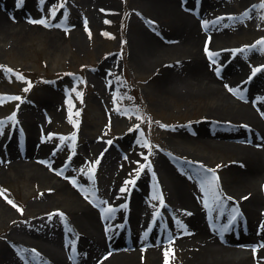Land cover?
Instances as JSON below:
<instances>
[{
	"label": "rangeland",
	"instance_id": "1",
	"mask_svg": "<svg viewBox=\"0 0 264 264\" xmlns=\"http://www.w3.org/2000/svg\"><path fill=\"white\" fill-rule=\"evenodd\" d=\"M150 1L44 0V4H41L40 0H25L18 7L16 0H0V11L8 14L9 18L14 15L18 20L6 32L0 31V65L7 66L0 67V99L3 100L0 103V118L6 117L3 129L0 130V144L6 143L8 134L17 130L13 145L16 151L22 152V144L28 142L30 126L37 123L43 129L41 140L44 145L37 157L44 155L41 162L55 176L47 184L42 179H28L22 173L14 174L11 169L0 170V212H4L3 216L0 214V248L4 245L10 247L5 255L0 252V263L8 256L10 260L19 261L20 264L36 263L29 254L31 248H35L32 247L34 242H16V238L10 234V228L14 224L27 230L33 227L41 229L49 236L46 242L53 237L61 243V225L68 223V220L59 208L62 207L60 198L65 196L71 201L74 197L78 203L102 212L107 204L117 206L122 201L121 198L126 196V189L129 190L132 186V181L144 173L150 175L151 191H132L131 202L141 200L149 205L151 212L161 210L165 220L169 219L170 213L160 199V193L164 192L163 183L156 178L150 166L160 154L171 163L177 160L178 167L188 172L187 177L184 175L187 187H200L206 175L210 176L212 171L216 173L219 189L217 194L221 202L213 200L211 193H207L212 202L207 204L205 201L208 198L204 195L206 198L200 206L203 223L204 215H211L213 224H218L213 225L218 226L214 229L221 231L226 217H230L234 209L238 208L242 215L241 205L238 204L237 207L230 200V192L222 179L223 173L232 169L236 154L231 151L222 152L200 141L183 142L180 136L185 135L178 134L186 132V135H191L193 131H199L203 123L211 130H224L239 126L240 123L208 113L206 105L213 96L203 101L200 97L177 99L162 94L157 85L160 71L158 73L153 68L143 70L133 64L141 63L139 61L142 60L136 56V41L133 40V32L137 26L146 28L157 39V43H182L183 40L178 29L170 25L171 17L157 14ZM184 1L189 6L188 9L184 7ZM184 1L174 0L176 4H182L181 10L189 12L199 21L196 28L203 34L201 55L209 63L216 65L215 69L217 64L221 65L220 73L225 66L229 68L222 77L229 84L223 89L220 87L221 90L233 100L254 108L264 123V99L260 101L255 94H243L255 83H259L257 88H264V69L251 75L253 79L249 85L242 83L253 73L254 68L264 65V45H257V41L264 37L262 0H210L205 5L201 0H198L199 3L196 0ZM197 4L198 7H195ZM52 6L57 8L55 15L50 11ZM194 8L197 9L196 12ZM42 18L47 20L46 24L33 22ZM205 20L209 21L207 25L203 23ZM216 25L222 27V33H211ZM218 35L222 36L219 39L222 42L231 43L225 52L221 51L222 48L215 50L214 38ZM206 44L217 53L211 60L205 51ZM245 45L250 47L244 50L241 46ZM237 48H241V51L233 54V50ZM171 50L159 54L160 57L154 63H170L168 60L181 55L180 51ZM154 51L151 49V52ZM182 55L188 57L185 53ZM181 57L179 58L182 59ZM232 65L241 69L234 70ZM21 75L24 79L20 78ZM13 112L16 113L15 121L7 119ZM242 125L247 126L242 127L245 131L242 139L231 138L230 141L249 144L247 138L252 140L257 134L250 132L249 124ZM72 133H75L74 141ZM199 137L208 136L200 134ZM88 144L91 149L98 147L89 154L79 155L77 152H82L84 145ZM36 153L34 154L37 155ZM105 156H111L112 160L105 161ZM97 160L99 163H94ZM121 163H124L125 169L116 180L121 185V191L119 196L112 199L104 189L102 175L103 172L113 174L114 168ZM90 168H94L91 173ZM69 177H73L75 183ZM58 182L65 189L74 187L73 196L65 195L60 190L62 187L55 185ZM262 191L264 192V184ZM40 196L48 198L50 202L41 203L38 199ZM224 210L226 213H223ZM121 212L122 210L118 211V214ZM54 213L59 216L61 225L47 222ZM175 217L174 226H177L178 222L183 221V217L179 213H175ZM110 224L112 223L104 217L98 222V231L101 233L98 237L105 246L106 253L113 251L106 247L109 243L105 240V234L103 235L105 226L110 227ZM232 227L233 230L239 228L236 220L231 224V229ZM164 230L163 227L162 231H156L151 239L140 235L131 241V248L124 247V250L137 249L140 252L137 254L138 264H147L154 251H161L157 249L168 243L172 245L167 248L168 264H187L181 251L179 230L175 227L166 233ZM233 230L230 234H233ZM215 233L216 231L214 236ZM149 235L150 232L147 237ZM252 241L261 248L260 239L254 237L244 238L243 243L236 242L235 245L237 249L247 250ZM116 242L120 249L124 246L123 240L114 238V243ZM220 244L227 243L221 241ZM88 246V243H84L77 252L83 254L84 248ZM65 250H68L67 246ZM20 254L26 261L20 260ZM46 254L48 258V253ZM259 261L264 264L263 260Z\"/></svg>",
	"mask_w": 264,
	"mask_h": 264
},
{
	"label": "bare ground",
	"instance_id": "2",
	"mask_svg": "<svg viewBox=\"0 0 264 264\" xmlns=\"http://www.w3.org/2000/svg\"><path fill=\"white\" fill-rule=\"evenodd\" d=\"M201 1L204 5L210 2V0ZM171 2L177 7L173 6ZM183 3L185 5V2ZM150 4L155 7L157 14L171 17L170 25L178 29L183 40L182 43L181 41L179 43L173 41L170 42L171 44L157 43V39L146 28L137 26L136 31L133 32V40L136 41L134 42L136 56H139L142 60L139 61L141 63H133L135 67L143 70L157 69L158 73L160 71L157 85L162 94L173 96L177 99L200 97L203 101L213 96L209 103L210 105H206V111L214 114L213 116H220L221 119L235 120L240 123L239 126L228 127L224 130H211L203 123L199 131H193L191 135H186V132L183 134L178 133L185 135L180 136L183 142L200 141L202 144L222 152L231 151L236 154L231 166L232 169L225 171L222 179L225 187L230 192V200L234 201L237 207L238 204L241 205L243 217L239 214L236 218L239 224V235L230 234L231 230H229L223 240L227 244H220L221 241L214 236V228L210 229L206 223L202 222L200 206L204 203V199L199 189L193 188V186L187 187L184 184V175L187 177L188 172L180 169L178 165L175 166L177 160L171 163L165 156L160 154L150 166L154 170L156 178L163 183L164 192L160 193L163 197L164 203H162L164 208L170 213V218L166 219L168 226H163L165 228L164 232H169L173 227L179 230L180 234L177 236L180 238L181 251L183 257L187 260L186 262H188L187 264H253V259L256 260L254 262H260L259 260L264 262V192L262 191L264 184V123L253 108L233 100L229 94L221 90V88L223 89L229 84L227 80L222 79L224 72L229 70V68L225 66L219 74L212 69L214 64L209 63L201 55L203 34L198 27L196 28L199 21L195 20V17L189 12L181 10L182 4L179 2L176 4L174 0H151ZM184 7L189 8L187 3ZM203 13H205V9ZM17 23L18 20L14 18V15L9 18L8 14L0 11V31L6 32ZM222 32V27L218 25L211 30V33L214 34ZM175 33L177 35V32ZM221 37L218 35L214 38L215 50L231 45V43L219 40ZM151 49L155 51L151 52ZM171 49L176 52L180 51L181 55L185 53L188 57H184L185 55L181 57L180 55L179 57L182 59L175 56L168 60L170 63H154L161 53L164 54L168 50L172 51ZM222 51L225 52V50ZM219 56L222 55L219 54ZM233 68L234 70L237 68L241 69L237 65L235 67L232 65ZM252 79L246 80L244 82L245 85H249ZM222 84L223 86H221ZM258 85L259 83L250 85L243 94L246 96L255 94L256 97H264V88H257ZM242 123L249 124L250 132L257 134L252 144L230 141L231 138L242 139L245 133ZM16 132L17 130H14L9 140L6 143L3 142L4 144H0V170L11 169L14 174L19 175L22 173L28 179H42L41 181H44V183H51L52 178L55 176L47 171L46 166L41 162L44 155L37 157L38 153L41 154V149L44 146L41 140L43 134L41 126H38L37 123L32 127L30 126L29 134L27 135L28 142L24 146L25 153L23 154L16 151L15 145H13V137ZM173 133L176 132L173 131ZM200 134L208 137L200 138ZM97 147L94 146L91 149L89 144L84 145L82 152L78 151L77 153L79 155L83 153L89 154ZM110 159L112 160L111 156L104 157L107 162H110ZM114 169L113 174L103 172L102 175L105 182L104 189L109 192L112 199L120 195L121 185L116 180L123 173L125 165L121 163ZM149 177L148 173L142 174L135 183L140 185L133 188V192L149 193L151 191ZM55 185H60L62 187L60 190L65 195L73 196L74 187L65 189L61 182L55 183ZM235 193H237L236 196L234 195ZM65 198V196L60 198L62 207L59 208L65 214H63L64 218L68 220L66 224L71 232L74 244L77 245V249L84 243L89 245L84 248V253L79 256V259L74 260V264H138L137 254L140 252L137 249H129V251L120 249L118 243L113 242L114 239H112L114 251H111V253L105 252L106 248L98 237V234H101L98 231V222L101 221L102 217L113 224L118 222L116 226L122 225V227L119 230L120 233L117 239L125 240V234H130L129 239L131 242L136 237L145 236L146 234V230L153 218V211L151 212L149 205L142 203L141 200L132 201L130 214L127 221L123 224L122 212L118 214V211L122 210L120 208L115 209L114 213L108 214L103 210L100 212L96 208L78 203L74 197H72L71 201L68 200L69 198ZM38 199L41 203L50 202L48 198L43 196ZM188 210L190 212H186ZM184 212L186 213L184 214ZM175 213H179L180 217H183V221L181 223L178 222L177 226H174V221H176ZM223 213H226V211L224 210ZM0 214L3 216L4 212H0ZM162 217L160 215V218L154 222L150 235L147 237L148 239H151L157 229L160 228L161 222L165 220V218L161 219ZM47 222H51L54 225L60 223L61 225L57 213H54ZM172 232L170 231V233ZM10 234L16 238L15 241L18 243L25 244L31 240L34 242L32 247L37 250L33 251L31 248L29 254L35 260L38 259V264H68L66 255H64V246L53 237H50V241L46 242L45 240H49V236L45 231L36 227L29 230L22 229L21 226L14 224L10 228ZM247 237L248 239L249 237H254L261 241V248L257 251L256 257L244 248L237 249L235 245L236 242L243 243V239ZM171 246L168 243L163 244L161 248L157 249L161 251L156 253L154 251L153 255L148 258L147 264H165V249H169ZM9 248L8 245H4L0 248V252L5 255ZM46 253H48V259ZM45 260L49 262L46 263ZM0 264H20V262L10 260L8 256Z\"/></svg>",
	"mask_w": 264,
	"mask_h": 264
},
{
	"label": "snow or ice",
	"instance_id": "3",
	"mask_svg": "<svg viewBox=\"0 0 264 264\" xmlns=\"http://www.w3.org/2000/svg\"><path fill=\"white\" fill-rule=\"evenodd\" d=\"M24 2H25V0H16V4H17L18 7L22 6L24 4ZM40 3L44 4V0H40ZM262 6H264V0H262ZM50 11H51L52 15H55L56 12H57L56 6H52ZM217 19H219V18H217ZM33 22H39V23H42V24H46L47 20L42 18L39 21H33ZM203 23L205 25H207L209 23V21L205 20V21H203ZM209 40H211V37H209ZM257 45H264V37H261L257 41ZM241 47L244 50H247L250 46L245 45V46H241ZM205 51L208 52L210 60L213 57H215L216 54H217V53L213 52L212 49H210L207 44L205 45ZM240 51H241V48L234 49L233 50V54H235L236 52H240ZM0 67H5L6 68L7 66L6 65H0ZM261 69H264V65H259L256 68H254L253 69V74H255L256 71H259ZM216 71H217V73H219L220 69L217 68ZM18 75H20V74H18ZM20 78L24 79V77L22 75L20 76ZM249 79H251V77H249ZM233 90L234 91H238V89H233ZM16 98H19V97H16ZM257 99H264V97H257ZM0 103H3L2 99H0ZM262 114H264V113H262ZM7 119H11V120L15 121L16 120V113L15 112L11 113L10 117H8ZM73 123H78V121H73ZM134 127H138V126L134 125ZM2 129H3V120H0V130H2ZM71 135H72V138H73V141H74L75 140V133H72ZM109 143H111V142H109ZM73 147H74V143H73ZM90 163H93V162H90ZM94 163L98 164L99 160L95 161ZM217 167H219V166H217ZM204 168H205V172H207V165H205ZM92 171H94V168H90L89 169V173H91ZM69 179L73 180V182L75 183V179L73 177H69ZM217 179H218V177H217L216 173L214 171H212L210 176H208V175L205 176V180L202 183L201 187L204 188L206 194L207 193H211V197H212L213 200H215L217 202H221V198L217 194L218 190H219L218 189V185L216 184ZM132 182L134 183V180ZM160 199L163 202V197L162 196L160 197ZM206 203H207V201H206ZM17 207H19V206H17ZM103 211L105 213L111 214V213L115 212V208L113 207V205L107 204V206L103 209ZM239 212H240V210L238 208L233 210V214L230 215V217L228 219V224L223 225L224 229H227L229 227V225H231L236 220L237 216L239 215ZM157 214H159V212H157ZM250 247L253 248V251H256L260 247V245H251ZM167 255H168V250L165 251V256H166L165 264H168Z\"/></svg>",
	"mask_w": 264,
	"mask_h": 264
}]
</instances>
